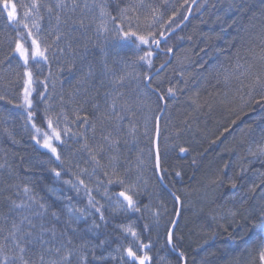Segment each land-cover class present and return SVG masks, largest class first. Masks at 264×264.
Listing matches in <instances>:
<instances>
[{"label":"trees","instance_id":"obj_1","mask_svg":"<svg viewBox=\"0 0 264 264\" xmlns=\"http://www.w3.org/2000/svg\"><path fill=\"white\" fill-rule=\"evenodd\" d=\"M20 1L8 0L7 9L0 2V97H3L0 99V226L5 229L0 232V241L11 223L4 218L15 216L19 221L18 214L27 211L14 209L12 203H27L23 191L27 186L37 199L42 198V202L60 214L59 221L49 215L46 226L54 224L58 230L66 228L70 205L81 204L87 210L86 219L73 220L76 231L68 229L74 247L80 248L85 243L88 245L81 249L87 257L85 264H120L119 258L111 255L119 247L134 244L120 229V226L131 222L140 235L137 244L149 245L148 257L151 259L146 264H158L162 256L168 259V264H182L176 251L183 253L186 264H261L264 229V183L261 180H264V159L259 157L254 164L246 165L245 151L253 140L264 134V90L261 88L264 85V0H201L183 28L161 43L159 49L155 43L137 48L131 41L121 39L116 32L117 43L130 46L137 54L140 78L134 91L135 94L138 90L146 93L153 115L149 131L146 132L148 136L141 133L140 123L136 120L130 126L135 130L140 144H148L153 151L157 118L163 107L154 90L167 104L159 122L163 182L183 202L182 190H193L197 181L210 172L213 180L219 184V188L213 189L215 200L218 204L228 200V210L232 211L226 222L213 220L207 213L201 212L185 226L186 210L182 207L172 236V247L167 242V234L175 220L178 205L159 180L155 153L157 190L152 192L149 202L153 207L162 202L167 208V214H163L162 218L153 215L158 223L152 222V218L140 207L141 203H138L140 212L114 213L109 200L98 199L84 183L80 184L81 180L74 172L72 161L65 155L63 144L54 141L61 157L57 160L55 155L42 147V139L40 144L32 139V123L44 131H51L47 121L52 120L48 99L52 97L53 83L48 59L30 58L25 65L23 58L15 51L17 42H20L29 49L31 57L34 39L33 34L28 35L29 27L24 28L23 23L17 27L16 22L9 21L7 17V12L15 5L17 19L24 22ZM99 1L107 6V11L117 16L115 22L110 21L116 28L120 23L118 6H130L133 0ZM194 1L147 0L159 9L160 20L150 29L138 31L141 34L151 31L160 42L183 23ZM43 3V0H39V11L43 16L41 24L45 26L51 13L48 11L50 5ZM69 28L72 35L68 41L73 50L64 73L67 87L57 94L59 98L60 94L65 99L73 97L74 108L81 112L83 119L87 117L90 125L103 130L104 134L106 131L114 132V120L108 122L104 114L108 98L118 94L115 80L125 69L110 53L108 44L91 37L85 23L83 28L78 22ZM85 44L88 48L86 57L83 55ZM101 48L107 53L106 56L101 54ZM145 51L152 52L149 58L151 66L140 59ZM169 52L173 54L171 62L151 79L150 87L147 86L146 77L169 59ZM178 61L181 65L175 67ZM28 72L32 74L31 94L28 97L31 108L24 104V90L29 87ZM89 72L91 75H88ZM257 78L260 83L256 82ZM169 88L172 89L171 93ZM118 90L119 94L123 93L120 88ZM28 112L33 113L31 121L28 120ZM122 122L121 126H124ZM244 134L247 136L244 137ZM230 146L240 148L241 164L236 167H226L229 157L222 156L224 149ZM181 148L186 151L181 152ZM233 153L238 154L237 151ZM248 166L249 169L245 171ZM53 169L60 172L59 177ZM228 174H232L234 180L226 179ZM67 180L78 183L83 189L82 193L68 189L65 185ZM232 181H235L236 188L232 187ZM254 184L259 186L253 192ZM110 188L119 190L116 186ZM233 193L237 194L236 198L232 197ZM93 204L100 207L107 223L100 221ZM93 221L101 226L93 228ZM34 223L39 221L34 219ZM45 238L51 239L50 234H45ZM62 242L64 237L58 236L52 244L58 246ZM7 251L9 255H14L11 249ZM25 258L36 261L38 255L29 251ZM50 258L55 259L54 254L45 253V259ZM132 262L138 264L137 261Z\"/></svg>","mask_w":264,"mask_h":264},{"label":"rangeland","instance_id":"obj_2","mask_svg":"<svg viewBox=\"0 0 264 264\" xmlns=\"http://www.w3.org/2000/svg\"><path fill=\"white\" fill-rule=\"evenodd\" d=\"M34 2L39 5V0H21L19 2L20 12L22 19L28 24L34 38L41 42L40 46L42 50L45 47L47 48L46 55L49 61L53 83L52 97L48 99L49 112L54 127H57V129L61 131V138L64 140L63 149L65 155L70 158L73 163L72 165L74 166L76 176L84 181L85 186H87L98 199L109 200L110 209L117 214H126L129 213V211L123 210L122 205L118 203L116 194L119 191L125 190L129 184H135V190L139 195L134 198L138 200V203H141L140 207L152 218V222H156L157 217L153 216L155 210L159 213V217L162 218L163 214H167V208L162 202H159L156 207H153V204L149 202L152 192L157 190L156 173L154 170L155 151H153V148L148 144H140L139 139L134 133L135 130L131 127L135 122L134 120H136L140 123L141 133L148 136L146 132L149 131V126L153 117L149 102H147L146 93L138 90L137 94H135L134 91L140 78L137 69V54L135 50L126 44L117 43L116 31L110 21L107 22V27L109 29L107 33L97 32V25L100 23L101 18L100 10L96 5L102 4L99 0H88L90 9H84V0H75V3L78 5L75 11L71 10L73 0H65V3L69 5L68 8H57L56 5L60 0H43L44 5H50L52 8L51 16H49L45 26L41 24L43 16L39 11L40 5L37 10V8L32 7ZM144 4L150 5L147 0H144ZM139 5L140 0H133L130 6H136V10L132 11L130 9L127 15L133 17L140 15L141 19L138 22V30L145 31L148 28V22H146L143 17L150 16L151 10L149 8L139 7ZM26 11H30L31 13L27 17L24 15ZM57 15L60 17L59 24L56 19ZM82 19L87 25L91 37L102 44H108L107 48L110 53L125 69L121 74L124 78L123 83L118 82L121 76L118 77V80H115L116 84H114V86L118 94H116L115 97L111 96L108 98L106 113L104 114L108 122L112 123L114 120L112 126L114 132L106 131L104 134L103 130L100 131L96 129L93 125H90L88 121L84 123L81 112L76 111L74 108V98L65 99L63 94H60L59 98L57 94L60 89L63 90L67 87V83H65L67 80H65L64 73L68 60H70V56H72L71 43L68 41L72 35L69 26H72L74 21L75 23H79ZM105 19L107 20L106 17ZM34 23L39 25V29L33 27ZM136 24L137 21L134 20V29H136ZM57 35L60 36L59 40L56 39ZM51 43H53V45H51ZM55 50H57V52H54ZM180 65L181 62L178 61L175 67ZM119 88L123 90V93L119 94ZM113 100L116 101L115 113H113L110 108ZM117 116L121 117V119L117 120ZM122 120L124 121L122 122L124 126H121L120 121ZM65 129H67V132L64 131ZM246 136L247 134H244V137ZM105 137H107V139H105ZM85 142L88 145L87 148L84 147ZM260 145H264V134L262 133L261 136H258L256 140L252 141L249 148L245 151L246 165L248 163L254 164L258 161L260 156L257 152V148ZM98 146H103L105 149V151L99 153L97 157L100 160L99 166L92 160V155L96 154ZM238 150H240L238 146L234 148L230 146L224 149L222 153L223 158H230L227 159L228 162L225 165L226 167H236L237 164H241V154ZM234 151H237L238 154H234ZM253 152H257V154L253 155ZM113 156L116 157L115 161H111V157ZM249 167L250 166H248L245 171H247ZM209 173L210 172H208L206 174L207 176L203 179L197 181L198 183L195 184L193 190H182V207L186 210L185 226L201 212L207 213V216L211 217V219H216L220 222H226L232 215V211L228 210V200H223L224 202L220 201L223 202L222 204H218L217 200H215L213 189L219 188V184L213 180V176ZM229 174L226 179L230 181L234 180L231 176L232 174ZM117 177L124 179L125 184H119L117 182ZM109 180H111L112 183H109ZM65 185L68 189L82 193V187L73 180H67ZM73 185H75V187ZM110 186H116L119 190L113 191ZM236 196V193L232 194V197L236 198ZM119 199L122 200L123 198ZM145 205L148 207L145 208ZM81 206V204L76 203V205H70V208L82 209L85 214H87V210ZM75 215L78 216L79 213H75ZM129 227L136 232L139 239L132 237L130 233L125 231V229ZM120 229L134 241V244L115 249L111 257L119 258L120 264H135L132 262L133 258L129 257L126 253L127 247H132L137 256H148L149 247L145 248L137 244L140 241V235L132 222L120 226ZM262 238L263 247L261 253L264 252V229ZM192 241L194 242V238H192ZM147 262L148 261H145V264ZM260 262L264 264V261H261V259ZM137 263L139 264V261H137ZM158 264H168V259L162 256Z\"/></svg>","mask_w":264,"mask_h":264},{"label":"snow or ice","instance_id":"obj_3","mask_svg":"<svg viewBox=\"0 0 264 264\" xmlns=\"http://www.w3.org/2000/svg\"><path fill=\"white\" fill-rule=\"evenodd\" d=\"M0 2H3L5 9L8 8V0H0ZM100 10V23L97 25V32L98 33H107L109 31L107 27V22L112 21L115 22L117 20V16L112 15L111 12L107 11V6L105 4L96 5ZM33 8H37L39 5L37 3H33ZM57 8H68L69 5L65 3V0H60V2L56 5ZM76 7L78 5L75 3V0H73V3L71 5V10L75 11ZM84 9H90V5L88 3V0H84L83 4ZM139 7L149 8L151 10L150 16H144L143 19L148 22L147 26L150 29L152 24L157 23V21L160 20V17L157 15V12L159 11L158 8L153 7L152 5H145L144 0H140ZM135 11L136 6H125L123 8H119L118 6V12L120 17V23L117 24L115 31L117 34L121 37V39L125 41H131L133 45H135L137 48L140 47V45H149L150 43L159 44V40H156L155 33L149 31L147 34H141L139 29V20L141 19L140 15L128 16L127 13L129 10ZM48 11L51 13L52 8L49 7ZM31 13L30 11L25 12V17L29 16ZM7 17L9 21H15L16 26L19 27L20 24L23 23L24 28H28V24L24 23L22 20L17 19L16 15V6L12 5L11 10L7 12ZM107 18V20L105 19ZM58 24L60 22V17L57 15L56 17ZM137 21L136 29L133 28V21ZM125 22H127V27H125ZM75 24V22H73ZM80 27H84V22L81 20ZM169 23L171 21L169 20ZM163 26V24H161ZM33 27H36L39 29V25L37 23L33 24ZM28 35H32L31 30H29ZM163 35V33H161ZM57 40L60 39V36L57 35ZM15 51L19 53V55L23 58L25 65H27L29 59L35 60L36 57H40L44 60H47V48L45 47L43 50H41L40 43L35 38L32 40V51H31V57L29 55V49L25 48L24 45L20 42H17ZM171 51V49H169ZM100 52L102 55L106 56L107 53L103 48L100 49ZM88 54V48L87 45H84V53L83 55L86 57ZM152 55L151 51H145L144 55L140 57L141 60H144L149 66H151V60L149 59ZM206 62V61H205ZM107 67V65H105ZM29 77L28 85L29 87L25 88V97H24V104L31 108L32 104L31 101L28 99V97L31 94L30 91V85H31V72L26 73ZM88 75H91V72L88 73ZM147 79H151V77H146ZM124 78H119V83H123ZM257 83H260L259 78H257ZM262 90H264V85H261ZM169 93L172 92V89L169 88ZM0 99H3V97H0ZM162 99V97H161ZM110 108L112 109L113 113H115L116 109V101L113 100L112 104L110 105ZM33 116L32 112L27 113L28 120L31 121ZM117 120H120L121 117L117 116ZM84 123H87V117L84 118ZM32 129H34V134L32 135V139L36 141L37 144L41 143V139L43 140L42 147L45 149H48L53 155H55L57 160H60L61 157L57 151V147L54 145V141H58L60 144L64 143V140L61 138V131L57 129V127L53 126V122L51 119L47 121V127L51 131H44L40 127H37L35 123L31 124ZM67 132V129L64 130ZM39 137V138H38ZM107 139V137H105ZM84 147L87 148L88 145L85 142ZM105 149L103 146H98L96 149V154L92 155V160L95 162L97 166L100 165V160L97 158L99 153L104 152ZM181 152H185L186 149L181 148ZM257 152L259 153V156L261 159H264V145H260L257 148ZM257 152H253V155H256ZM116 157H111V161H115ZM156 166L159 167V157L157 155L156 160ZM55 175L57 177L60 176V172L55 171ZM115 175V172H114ZM179 175V173H177ZM109 183H112L111 180L108 181ZM117 182L121 185L125 184V180L117 177ZM70 183V182H67ZM84 181L81 180L80 184H83ZM232 187L236 188L235 181H232ZM261 183H264V180H261ZM75 187V185H73ZM259 185L254 184L252 186V191H255V188ZM27 203L21 202L16 203L13 201V207L14 209H26V212L19 213V221L15 218V216L5 217V220H10V227L7 228L6 234L3 236L2 241H0V264H85V261L87 257L84 255V253L81 251L82 248L88 247L87 243L82 244L80 248H76L73 246L72 237L68 233V229H72L73 232L76 231L75 228H73V220L79 221L80 219H86V214L82 209H74L69 208L68 209V219L65 221V224L67 225L66 228L58 230L56 226L53 224L52 226H46V219L50 215L53 220L59 221L60 220V214L52 210L49 205H47L45 202H42L41 199H37L35 195L32 194L31 189L27 186L23 189ZM107 195V193H106ZM118 203L122 205V208L124 211H131V212H140L141 209L138 206V200L134 197H137L139 193L135 190V184H129V186L123 190L119 191L117 194ZM175 195V194H173ZM110 198V197H109ZM119 198H123L120 200ZM59 199V197H58ZM176 200H179V197H175ZM89 203H92V200L90 198ZM93 207H96L93 204ZM102 207V206H101ZM148 206L145 205V208ZM96 212L99 213V219L100 221L107 223L105 221V217L103 212H101L100 207H96ZM75 213H79L78 216L75 215ZM157 217L159 216V213H154ZM235 215V213H233ZM34 219L39 221V223H34ZM157 219V223H158ZM264 223V221H262ZM101 225L97 224L95 221L92 223L93 228H99ZM145 228L148 227L147 224L144 225ZM172 227H175V224H172ZM5 229L3 226H0V232H4ZM132 237H135L136 239H139L137 237V234L135 231H133L130 227L125 229ZM45 234H50L51 239H46ZM58 236L64 237V242L60 243L58 246H53L52 241L55 240ZM167 242L168 244H172V233L171 231L167 234ZM103 243V242H102ZM29 245L32 247L29 248ZM143 247L147 248L149 247L148 244H143ZM94 248L93 246V256H94ZM8 249H11L14 255L8 254ZM175 250V249H173ZM29 251H34L38 255V259L36 261H31L29 259H26L25 256ZM45 253L54 254L55 259H45ZM126 253L129 257H132L134 261H139V264H145V261L150 260L151 258L147 255L140 257L137 256L136 252L133 251L132 247L126 248ZM75 256V260L73 259ZM180 256L183 257V253H180ZM95 258V256H94ZM103 259V257H101ZM261 261H264V252L260 254Z\"/></svg>","mask_w":264,"mask_h":264},{"label":"water","instance_id":"obj_4","mask_svg":"<svg viewBox=\"0 0 264 264\" xmlns=\"http://www.w3.org/2000/svg\"><path fill=\"white\" fill-rule=\"evenodd\" d=\"M200 0H195L192 5L190 6V9H189V12L185 18V20L183 21V23L176 29H174L173 31H171L170 33H168L165 37L162 38V40L159 42L158 46H157V49H159V46L161 43H164L168 37H170L171 35L175 34L176 32H178L181 28H183V26L189 21L190 17H191V14H192V11L194 9V7L196 6V4L199 2ZM169 59L163 64L161 65L156 71H154L149 77L154 78L155 76H157L166 66H168V64L171 62V59H172V52H169ZM151 79H146V84L147 86L150 87V81ZM160 97L161 99V95L158 93L157 90H154ZM161 102H162V112L160 113L159 117L157 118V129H156V137H155V143H154V151H155V160H157V155L159 157V167H157V173H158V177H159V180L161 181L162 185L169 191V193L172 195V197L175 199V197L177 196L169 187L166 186V184L163 182L162 180V176H161V164H160V155H159V139H160V127H159V122H160V119L161 117L163 116V114L165 113L166 109H167V104H166V101L165 99L162 97L161 99ZM175 194V195H173ZM176 200V199H175ZM177 202V205H178V208H177V214H176V217H175V220H174V224H175V227H172L171 226V233H172V236L176 230V227L179 223V219H180V215H181V211H182V201L181 199L179 198V200H176ZM170 247H172V244H169ZM178 256L182 259V264H186V259L184 257H181L180 256V251H176Z\"/></svg>","mask_w":264,"mask_h":264},{"label":"bare ground","instance_id":"obj_5","mask_svg":"<svg viewBox=\"0 0 264 264\" xmlns=\"http://www.w3.org/2000/svg\"><path fill=\"white\" fill-rule=\"evenodd\" d=\"M200 1H201V0H200ZM200 1H199V2H200ZM199 2H198V3H199ZM198 3H197V4H198ZM197 4H196V5H197ZM191 5H192V4H191ZM194 8H195V7H194ZM71 49L73 50V47H72V46H71Z\"/></svg>","mask_w":264,"mask_h":264}]
</instances>
